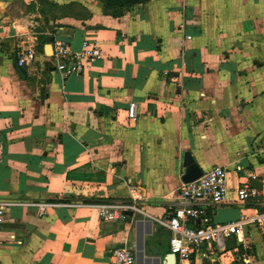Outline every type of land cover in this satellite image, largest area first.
I'll list each match as a JSON object with an SVG mask.
<instances>
[{
	"label": "crops",
	"instance_id": "crops-1",
	"mask_svg": "<svg viewBox=\"0 0 264 264\" xmlns=\"http://www.w3.org/2000/svg\"><path fill=\"white\" fill-rule=\"evenodd\" d=\"M55 38L97 42L103 58L64 80ZM20 49L37 52L31 66ZM186 153L228 171L208 216L239 236L185 264H264V0H0V264H109L123 247L169 264ZM133 190L139 212L100 219Z\"/></svg>",
	"mask_w": 264,
	"mask_h": 264
},
{
	"label": "built area",
	"instance_id": "built-area-1",
	"mask_svg": "<svg viewBox=\"0 0 264 264\" xmlns=\"http://www.w3.org/2000/svg\"><path fill=\"white\" fill-rule=\"evenodd\" d=\"M52 66L67 80L73 76L80 77L86 70L103 58L102 48L97 42L86 41L82 50H72L69 43L55 38L52 41ZM37 59L33 49L18 50L16 62L19 68L31 66ZM128 117L136 120L137 104L132 102L128 107ZM264 154V153H263ZM133 203L104 204L98 207L102 221L124 219L128 212H139L137 202L141 197L132 191ZM253 190L248 184L237 191V202L244 205L252 196ZM178 205L164 221L171 233L170 250L181 264L191 262L192 258L204 247H213L220 241L239 236L237 223L212 224L208 208L222 205L228 201V171L215 166L209 172L189 183L181 180L176 192ZM4 205L0 203V229L4 222ZM47 205L38 208L39 216H45ZM264 228V217L261 220ZM109 264H135L134 251L123 247L112 253Z\"/></svg>",
	"mask_w": 264,
	"mask_h": 264
},
{
	"label": "water",
	"instance_id": "water-1",
	"mask_svg": "<svg viewBox=\"0 0 264 264\" xmlns=\"http://www.w3.org/2000/svg\"><path fill=\"white\" fill-rule=\"evenodd\" d=\"M46 53H47V56L52 55V46L51 45L48 46ZM183 165H184L186 172H185L182 180L185 183L193 182V181L199 179L203 175L202 170L196 164L195 159L192 157V155L190 153L185 154ZM251 188L255 189V190H262V184L258 180H252L251 181ZM126 215L132 216L133 213L129 212V213H126ZM175 263H176V256L174 254H172L170 256L169 264H175Z\"/></svg>",
	"mask_w": 264,
	"mask_h": 264
}]
</instances>
